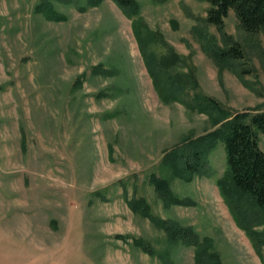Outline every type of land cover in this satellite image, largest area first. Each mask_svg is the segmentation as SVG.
I'll use <instances>...</instances> for the list:
<instances>
[{"label":"rangeland","instance_id":"1","mask_svg":"<svg viewBox=\"0 0 264 264\" xmlns=\"http://www.w3.org/2000/svg\"><path fill=\"white\" fill-rule=\"evenodd\" d=\"M138 1L156 34L151 45L138 43L113 0H53L63 20L38 12L41 0H0V264H195L193 246L173 244L131 209L127 198L139 197L211 239L221 264H264V245L261 256L217 182L224 143L193 180L163 164L166 152L215 126L208 113L159 93L182 74L231 112L264 108V35L247 33L230 10L225 31L242 43L249 69L239 76L203 47L201 31L221 38L206 21L208 1ZM188 87L186 101L196 93ZM153 173L186 203L166 206Z\"/></svg>","mask_w":264,"mask_h":264},{"label":"trees","instance_id":"2","mask_svg":"<svg viewBox=\"0 0 264 264\" xmlns=\"http://www.w3.org/2000/svg\"><path fill=\"white\" fill-rule=\"evenodd\" d=\"M53 0H41L36 10L48 19L63 20L65 16L56 10ZM67 4H78V0H57ZM123 13L132 19L136 39L139 44H152L156 34L145 27L141 15V5L138 0H113ZM210 6L207 10L206 21L221 33L220 41L201 31L203 47L220 67L233 69L239 76L249 69L245 65V49L242 43L225 31L226 18L233 9L239 19L241 27L249 34L264 35V0H206ZM88 5H98V0H87ZM85 7H82V10ZM221 42V44H220ZM172 50V48H170ZM173 51V50H172ZM167 62L177 64L180 56L169 52ZM185 76V77H184ZM173 78L159 92L164 100H180L191 108L210 115L215 128L205 134L188 139L179 147L166 152L163 164L175 176H184L186 180H193L195 175L205 173L208 164V154L219 142L224 143L226 152V170L218 179L220 191L233 214L237 224L249 235L257 252L262 256L264 245V150L259 143V133L264 135V108L231 112L221 104L197 90L198 86L188 75L170 76ZM191 83L196 89L189 101L184 99L188 85ZM159 196L166 206L171 204H185L177 197L171 187L169 178L151 175ZM131 209L149 218L157 227L166 231L168 239L173 244L183 243L195 248V264H221L220 256L211 250L212 240L201 238L192 226L169 219H164L153 213L152 206L145 197L127 198ZM188 203V202H187ZM135 244L150 254L155 249L143 238L134 240Z\"/></svg>","mask_w":264,"mask_h":264}]
</instances>
